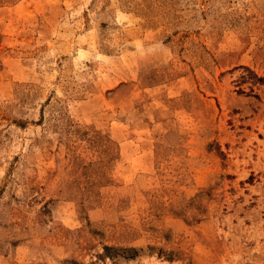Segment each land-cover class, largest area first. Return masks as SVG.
<instances>
[{"label":"rangeland","instance_id":"1","mask_svg":"<svg viewBox=\"0 0 264 264\" xmlns=\"http://www.w3.org/2000/svg\"><path fill=\"white\" fill-rule=\"evenodd\" d=\"M0 264H264V0H0Z\"/></svg>","mask_w":264,"mask_h":264},{"label":"trees","instance_id":"2","mask_svg":"<svg viewBox=\"0 0 264 264\" xmlns=\"http://www.w3.org/2000/svg\"><path fill=\"white\" fill-rule=\"evenodd\" d=\"M110 251H115V250L114 249H111L109 247H104V252H105L106 256H107L108 252H110ZM123 251H126V250H123Z\"/></svg>","mask_w":264,"mask_h":264}]
</instances>
